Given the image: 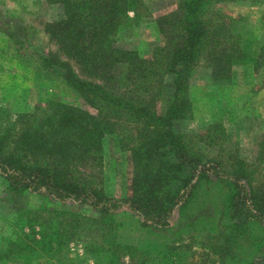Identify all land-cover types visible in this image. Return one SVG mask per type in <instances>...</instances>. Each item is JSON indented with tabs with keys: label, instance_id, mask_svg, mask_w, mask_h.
Listing matches in <instances>:
<instances>
[{
	"label": "trees",
	"instance_id": "trees-1",
	"mask_svg": "<svg viewBox=\"0 0 264 264\" xmlns=\"http://www.w3.org/2000/svg\"><path fill=\"white\" fill-rule=\"evenodd\" d=\"M46 2L59 9L44 27L57 50L43 54L42 65L94 110L44 100L14 116L0 115V177L8 190L15 195L42 192L95 212L97 217L72 213L79 231L89 223L98 225L107 244L85 246L97 249L101 258L92 255L94 264H192L180 250V237L170 239V217L178 210L181 226L192 225L205 208L194 211V205L205 203L211 187L222 195L226 220L219 224V253L231 254V240L246 226L258 225L264 233V174L254 179L257 165L235 149L209 157L197 145L196 133L183 128L192 118L191 79L202 60L209 61L216 83L230 82L235 66L264 70V43L257 47L241 16L216 10L218 0H178L175 11L156 19L164 45L141 57L117 44V31L146 13L145 0ZM123 123L127 132L134 129L135 144L129 147L128 192L115 196L80 168L102 162L106 136ZM122 211L152 237L129 235L115 219ZM182 227L175 234L181 235ZM35 243L44 246L42 252L61 244L56 236L42 234ZM243 264H264V255Z\"/></svg>",
	"mask_w": 264,
	"mask_h": 264
},
{
	"label": "rangeland",
	"instance_id": "rangeland-1",
	"mask_svg": "<svg viewBox=\"0 0 264 264\" xmlns=\"http://www.w3.org/2000/svg\"><path fill=\"white\" fill-rule=\"evenodd\" d=\"M177 3L178 0H145L146 13L118 28L117 44L136 50L141 57L149 56L165 43L157 17L175 11ZM215 9L241 16V25L254 34L257 47L264 43V0H218ZM58 11L57 5L46 0H0V115L3 117L28 111L44 100L94 110L42 65L41 56L57 50L44 27ZM209 65L208 60H202L191 79L192 118L183 128L199 135L195 134L196 141L199 139L197 145L209 157H224L232 149L240 152L248 163L257 165L254 179L260 181L264 174V70L235 66L230 82L225 84L211 78ZM126 129L123 123L114 134L106 136L101 163L91 162L80 168L86 173L90 171L95 179L102 181L106 192L115 196L128 192L129 147L135 144V132L133 128L129 132ZM203 198L205 203L198 200L194 205V211L205 207L200 211L202 217L196 218L192 225L181 226L185 223L178 210L170 217V239L180 237V250L186 261L198 264L204 259L208 264H243L256 254L264 255V233L254 224L244 227V232L231 240V254L219 253L216 246L222 241L218 237L219 224L226 221L222 195L217 187H211ZM72 213L97 217L85 205L59 201L42 192L15 195L0 177V264H94L92 255L101 257L97 249L91 252L85 246L95 249L107 244L100 239L98 225L89 223L79 231ZM115 219L135 239L152 237L130 212H119ZM181 227V235L175 234ZM41 234L56 236L60 246L42 252L44 246L35 243ZM254 241L263 247L257 249ZM27 243L30 248L26 247ZM102 258L108 261L109 254L105 252Z\"/></svg>",
	"mask_w": 264,
	"mask_h": 264
}]
</instances>
